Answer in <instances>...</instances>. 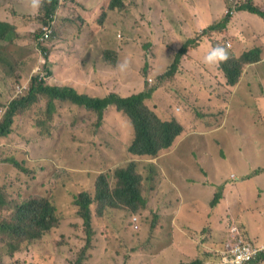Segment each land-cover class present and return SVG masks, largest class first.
<instances>
[{"label":"rangeland","instance_id":"rangeland-1","mask_svg":"<svg viewBox=\"0 0 264 264\" xmlns=\"http://www.w3.org/2000/svg\"><path fill=\"white\" fill-rule=\"evenodd\" d=\"M97 1H78L79 6L86 8L78 11L88 19L87 36L82 42L75 44L73 42L78 34V25L63 19L55 29L58 36L56 35L51 43L50 55L38 49L34 41L28 40L24 47L11 44V41L9 44L0 42L5 47L7 58V61L0 64V120L9 101L15 97H21L16 94L17 86L25 87L23 96L27 94L32 81L30 77L37 75L35 70L38 67L45 75L51 71V67L55 72L58 68V76L55 77L54 72L51 71L48 82L61 86H75L80 94L86 93L92 97H105L109 94L129 97L156 89L155 98L154 96L153 98L164 109L161 112L164 120L170 119L167 118L170 117L169 114L176 115L175 106L176 110L180 109L181 112L189 113L190 121L185 125L186 134L184 135L189 142L184 143L181 148L183 152H190L194 157L186 156L182 159V166H180L182 172L177 173L173 180H158L155 170L154 179L150 183L146 181V178L151 174L149 166L151 164L141 161L140 171L144 176L142 191L148 198V206L137 214L141 224L138 232L132 227L131 217L117 210H107L105 215H101L98 213V204L93 205V225L98 230L96 234L100 235L104 228L109 229L108 233H110V245L105 244L107 251L101 254L99 253L101 247L94 249L91 244L86 246L84 223L77 216L78 208L75 206L73 196L84 190L93 192L98 176L103 173L110 176L111 185L114 186L116 180L113 173L116 168L124 164H110L112 162L108 160L111 158L117 162L111 150H106L98 157L93 156V153L98 152V148L95 147L101 143L90 134L96 131L95 125L98 123L95 113L71 103L59 102L58 112L52 120V125H57L54 136L43 139L37 136L38 134L44 137L40 129L32 128L31 120L35 117L37 109L35 108L27 114L28 117L24 121L14 124V129L17 127V140L8 142L7 139L0 143V220L10 219L14 214L13 207L25 199L50 198L51 196L59 211L71 219L69 222L83 230L79 231L83 234V238L79 237L75 241H70L72 244L70 264L77 263L91 252L95 256L91 262L85 260V264H96L98 258L101 264H177L179 260L189 261L194 257V247L203 248L204 244H208L215 238L219 244L226 240L231 225H237L242 235L248 238L245 225L240 224L237 219L241 215H246V212L238 214L237 217L230 215L227 221L230 226L227 225L221 233H216L215 230L209 231L207 227L203 228L205 224L199 229L191 226L186 231L180 228L177 222L172 223L170 218H172V210L184 200H181L177 190V187H183L186 181L184 173L188 174L189 179L197 175L202 177L208 175L211 179L228 177L227 182L234 183L239 180L233 179V175L241 179L248 172L242 170L245 165L243 157H251L257 151L260 155L254 158L256 161L260 160L259 164L264 167V125H251L254 123L249 119L253 115H260L264 120V107L261 106L258 109L253 101L255 105H250V108L246 110L237 102L242 99L243 94L244 99L251 98L246 90L253 77L258 78L257 88L260 96L264 98V45L260 41V35L264 30V19L245 12L237 14V9L250 1L253 4L258 3L257 7L264 11V0H257V2L224 0V6H221V3H224L223 0H184L183 3L179 0H128L130 5L125 10V15L111 12L104 23L98 20L97 25H93L92 22L100 17L103 10L101 7L95 17L93 16ZM103 1L107 6L109 0ZM73 4L76 6L75 3ZM232 5H236V8L227 28L222 31H208L203 35L205 29L219 23L227 15ZM165 16L163 25L162 19ZM188 25L189 28H187ZM158 29L163 30L162 38L159 37L160 42L157 41L156 36ZM37 30L41 31L40 28ZM253 32L254 35H250ZM228 43L231 44V48L228 47ZM182 45L187 46L188 53L198 49L196 53L193 51V57L200 63L209 49L215 45L228 47L229 56L236 58L242 56L243 50L261 48L260 61L247 65L252 67V71L247 70V67L244 70L242 88L229 90L234 101L232 111L230 109L232 103L228 104L229 109L226 108L224 112L209 110L207 100L195 95V83H198L200 77L207 80L209 75L212 76L214 87L223 90L224 85L216 84L217 66H208V74H203L198 65L194 68H187L186 64L179 65L175 72V79L166 78L160 81L159 78L167 73V65L174 62V57ZM169 50L172 58L168 56ZM126 57L131 61V71L125 74L116 72L114 70L116 63ZM185 59L186 57L182 59V63ZM66 65L68 68L62 73L60 69ZM218 76L226 81L220 70ZM75 79L77 82L74 81ZM176 79L179 80L178 87ZM80 80L91 81L79 83ZM252 86L255 85L252 84ZM147 104L152 109V101L149 100ZM157 114L159 115V111ZM118 115L111 117L115 118ZM117 119L126 120L121 116ZM237 128L244 132L242 136L235 132ZM113 131V129L107 130L109 133ZM73 135L79 136L84 141L83 150L69 145ZM86 140L96 144H88ZM212 141L218 145L221 143L220 147ZM256 142L259 144L257 145ZM242 144L245 150L239 152L238 147ZM221 152L222 155H220ZM244 153L247 154L244 156ZM201 157L202 165H195L194 163L200 161ZM244 184L242 192L236 193L238 200L253 202L256 197H263L264 203V176L260 179L244 181ZM196 194L200 201L199 207H210V203L207 204L208 195L203 192ZM217 199L221 200L220 197ZM164 210L169 214H164ZM179 217L182 218L176 214L174 216L175 220ZM122 220L125 222L123 228L119 226ZM172 225L174 232L171 229ZM128 227H131L130 233H124ZM64 230L69 231L67 224ZM169 231L174 233L172 238ZM97 240L96 237L95 241ZM170 240L175 243L172 247L166 248ZM9 241L6 235L0 237L2 264L33 263V255L23 257L16 255L10 258L7 255ZM68 252L69 250L64 254ZM62 262L67 264L65 260ZM56 264L60 262L56 261Z\"/></svg>","mask_w":264,"mask_h":264},{"label":"trees","instance_id":"trees-1","mask_svg":"<svg viewBox=\"0 0 264 264\" xmlns=\"http://www.w3.org/2000/svg\"><path fill=\"white\" fill-rule=\"evenodd\" d=\"M129 5L128 0H109L108 5L105 6L103 0H98V11L101 7H103V10L99 17L100 19L94 20L92 24L97 25L98 20L100 23H104L111 12L125 15V10ZM59 8V0H51V3H45L40 9L39 14H37V19H34L33 23L25 27L26 29L23 31H21V26L19 25L0 21V42L9 44L11 41V44L24 47L28 40L34 41L38 49L50 55L52 52L51 43L56 38V35L58 36V33L52 32L46 38L44 28L48 26L47 23L51 20V22L54 21L52 27L56 29L62 19L63 21H70L69 23L78 25V34L73 42L74 44L82 42L83 38L87 36L86 26L88 19L78 10L67 9L58 12ZM238 11H249L264 18V12L254 6L252 2L241 5ZM164 20L165 18L162 19L163 25ZM55 22H57V25H55ZM39 28L41 31L37 30ZM162 34V29L156 32L158 40ZM260 51L261 48L250 49L247 52L244 50L241 57L229 56L226 62L219 64V70L226 80H222L221 84L224 87L226 84L227 88L225 92L221 88H217L216 93L210 99L211 103L218 98L221 101L223 112L229 103L234 105L232 96H230L231 91L229 90L240 83L247 65L260 61ZM186 52L187 46L183 47L182 52L174 57V62L171 65H167L168 71L159 78L160 81L166 78L168 80L175 79V72L178 66L182 64L184 54L188 53ZM168 56L172 58L170 52H168ZM5 61H7L5 47L0 44V64H3ZM55 67L57 66L55 65ZM40 69L38 67L35 70L37 73L35 77H30L32 81L27 94L15 97L9 101L8 107L0 120V143L7 139L8 142L17 140V127L14 129V124L18 121L20 123L24 121L28 117L27 114L35 108H37L36 114L31 120L33 123L32 128L40 129V133L44 137H40L35 131L33 133L37 134L38 138L43 139L54 136V129L57 125H52V120L55 113L58 112L57 105L59 102L71 103L97 115L98 123L95 125L96 131L93 133L89 132L101 141L100 144H97L99 146L95 147L98 148L97 155L100 156L106 150H111L117 162L111 158L108 160L112 162L110 164L120 162L124 166L115 169L113 173V177L116 180L114 186L111 185L110 176L103 173L98 176L93 192L84 190L73 196L75 206L78 208L77 216L84 221L86 246L91 244L95 249L97 229L93 225V205L98 204V213L101 215H105L107 210H117L119 213L132 217L144 211L148 206V198L142 191L144 176L140 171L141 161L147 163V159H154L164 151L170 150L177 138L183 133V128L175 120H164V118L162 119L157 114L160 105L154 99L156 89L144 91L129 97H123L118 94H109L105 97H92V95L86 93L80 94L75 86H61L48 82V79L51 77V71L54 72L55 77L58 76V68L55 69V72L51 67V71L44 76L41 75ZM60 70L63 71V68ZM242 85L243 82L240 88H242ZM253 87L249 83L247 90L244 89L251 98L244 99L243 94L241 99L248 106L256 104L253 103V101L256 102ZM244 90L241 91L244 92ZM149 100L153 103L152 109L147 104ZM241 100L237 102L241 104ZM253 113L255 114L254 110ZM112 115L118 116L112 118ZM119 116L126 120L117 119ZM108 117L110 118L108 119ZM111 129L114 130L113 133L107 132V130L111 131ZM25 131L27 132V126ZM19 136L22 137V135ZM87 143L96 144L89 141ZM69 145L75 149L83 150L84 141L79 136L73 135L69 141ZM150 169L151 174L147 177L149 183L154 179L156 168L151 167ZM263 172L264 168H261L255 174L258 175ZM217 197L222 198V194L216 196V200H218ZM215 204L216 201H214L213 206ZM13 209L14 214L10 219L0 220V237L6 235L10 240L7 255L13 258L16 255L23 257L32 253L35 257L32 264H56V261L64 264L62 260L66 261L67 256L64 253L68 250L70 252L72 248L70 241H74L75 228L78 230V227L73 226L69 222L71 219L65 217L59 211L54 199L51 196L50 198L30 197L17 203ZM65 224L69 227V231L67 232L64 230ZM119 226L122 228L125 226L124 220L121 221ZM103 230L106 242H111L109 240V229L104 228ZM130 231L131 227H128L124 233H130ZM11 247H13L12 250H10ZM85 250L87 251L86 247ZM37 256L42 258H36ZM92 257V253L90 255L87 254L84 259L79 260L75 264H85V260ZM208 257L209 255L204 254L191 263L181 264H205ZM2 263L3 260L0 255V264Z\"/></svg>","mask_w":264,"mask_h":264},{"label":"crops","instance_id":"crops-1","mask_svg":"<svg viewBox=\"0 0 264 264\" xmlns=\"http://www.w3.org/2000/svg\"><path fill=\"white\" fill-rule=\"evenodd\" d=\"M79 0L73 1L71 7L66 8L67 9H73V10H79V9H86L85 7H81L78 5ZM13 9V11H12ZM64 11V10H63ZM62 12V11H60ZM98 12V7L96 5V8L94 9L93 16L95 17L96 13ZM30 11L24 6L23 0H0V21H6L11 22L13 24L21 26V31L25 30L28 25L33 23L34 19H37V14L35 16H28ZM78 13V12H77ZM167 16V15H166ZM166 16L164 18H166ZM189 28V25L187 26ZM204 28V27H203ZM161 29H158L156 32L160 31ZM157 41L160 42V40L157 39ZM260 41L264 45V30L262 34L260 35ZM186 64L187 68H194L195 65H200L196 62L195 59H193V52L190 53V57H188L185 60L184 65ZM205 74H208V66L203 65ZM218 67V66H217ZM68 68V66L63 67V72ZM252 67H247V70H251ZM97 74V73H96ZM211 75L208 76L207 80H204L203 77H200L198 80V83H195L194 92L199 95H203V97L207 100V103H209L211 97H213V94L216 93L214 90L213 92V82L211 80ZM219 78L216 77V80ZM76 81V79H75ZM91 80H80V83H88ZM253 85V89H255V95H256V105H260L264 107V99L260 96L259 90L257 88L258 86V78L253 77L252 80L249 82ZM210 87V89H209ZM208 88V90H207ZM227 88V85L225 84V87H223V91L225 92ZM186 92V89H184ZM211 107L222 109L221 107V101L216 98L214 102L211 103ZM233 105L230 106V109L232 111ZM241 107L248 110L250 108L248 104H244L243 100H241ZM229 109V106H227ZM258 111V109H257ZM188 112L184 111L181 113V116L178 118L179 122L183 125H187L190 121V118L188 117ZM254 124L251 125H264L263 116L260 115H253L251 118H249ZM235 132L238 135H243L244 132L241 131L239 128L235 130ZM255 136V134H253ZM213 142V141H212ZM215 143V142H213ZM217 147H220V144ZM258 145L259 143L256 142ZM245 150V146L242 144L238 147L239 152H243ZM166 154L163 156H160L159 158L152 160H147V163L153 164L155 167L158 168L159 177L158 180L167 179L169 181L173 180L175 178V175L177 173H181L180 166H182V157L180 156L179 152L174 153V157H171L172 155ZM220 154V153H219ZM223 153L221 152L220 155ZM247 153H244V156ZM260 152L257 151L253 153L251 157H243V160H245L244 169L248 172L245 176H243L241 179L238 177L237 182L234 183H228L226 178H217V179H211L208 175L207 176H200L197 175L196 177H192L191 179L188 178V174L184 173V176H186V181L183 184V187H177L178 193L181 195V200L183 202L178 206L175 207L172 210V218H170V221L177 222L178 225H180L182 229L189 230L191 226H196L197 229L199 227L203 226L207 227L209 231L215 230L216 233H221L222 230L228 225L227 219L230 218V215H235L237 217L238 214L246 212V215H241L237 219L239 220L240 224L243 226L245 225L248 233L250 234V237L255 239L257 242H260L261 245H264V203L262 201V197H256V199L253 200V202H243L237 199L236 193L242 192L245 184L244 181H252L256 179H260L262 176H264V173L260 175H254L253 174L261 169V165L259 164L260 160L256 161L254 157H259ZM98 157L97 153L95 155ZM120 163V162H119ZM239 184V185H238ZM168 186V185H167ZM184 188V189H183ZM222 191V192H221ZM199 194L201 192L208 195L207 204L210 203V207H199L200 201L198 200V196L196 193ZM260 192V190H259ZM219 194H222L221 200H216V196H219ZM233 194H235V198H233ZM257 195H258V189H257ZM214 201H216V204L213 206ZM242 202V203H241ZM244 204V206H243ZM214 207V208H211ZM174 211V212H173ZM164 214H169L166 210L163 211ZM182 216L175 220L174 216ZM174 219V220H173ZM182 223V225H181ZM242 226V227H243ZM176 227L177 224H176ZM212 227V228H211ZM171 229L174 232V226L172 225ZM196 229V230H197ZM181 231V230H180ZM216 245V243H214ZM171 247V245H169ZM195 256L192 257V259H196L201 257L202 253L205 252L203 248L194 247ZM96 264H101V262L97 261ZM250 264H264V261L258 260L255 262H252Z\"/></svg>","mask_w":264,"mask_h":264},{"label":"clouds","instance_id":"clouds-1","mask_svg":"<svg viewBox=\"0 0 264 264\" xmlns=\"http://www.w3.org/2000/svg\"><path fill=\"white\" fill-rule=\"evenodd\" d=\"M66 1H68L69 3H63V2H66ZM71 1L72 0H59V5H60V8H59V10H58V12H60V11H65L66 10V8H69V7H71L72 5H71ZM189 1V0H188ZM187 1V2H188ZM224 1V0H223ZM222 1V2H223ZM255 2H257V0H254ZM179 2L180 3H183L184 2V0H179ZM250 2H252V1H250ZM250 2H247V3H250ZM45 3H51V0H23V4H24V6L31 12L30 14H28V16H30V15H32V16H35V14H39V11H40V9L45 5ZM253 3V2H252ZM72 4H73V1H72ZM256 4V3H255ZM254 4V6H256L257 7V5H258V3L255 5ZM225 5V1H224V3H221V6H224ZM235 8H236V5H232V7H230V9H228V13H227V15L219 22V23H216V24H214V25H211L209 28H207V29H205V31L203 32V35L205 34V33H207L208 31H211V32H214V31H222V30H224V29H226L227 28V26H228V24L230 23V20H231V16H232V14L234 13V11H235ZM261 11H262V8L260 9ZM243 12H245V13H250V14H253L254 16H259V17H261L260 15H257V14H254V13H251V12H249V11H238V9H237V14L238 13H243ZM264 12V11H263ZM236 14V15H237ZM261 18H263V17H261ZM264 19V18H263ZM237 21V20H236ZM238 22V21H237ZM48 24V26L49 27H51L52 28V30H53V32H55V28L54 27H52V25H54V21L53 22H51V20L49 21V23H47ZM264 24V23H263ZM55 25H57V22H55ZM250 35H254V32L253 33H250ZM200 42V41H199ZM199 42H197V45L199 46L200 44H199ZM178 47H180V45L178 46ZM177 47V48H178ZM183 45H182V47L180 48V50L177 52L178 54L180 53V52H182V49H183ZM200 47V46H199ZM198 47V48H199ZM228 47L229 48H231V44L230 43H228ZM228 47H226V46H222V45H215V46H212L210 49H209V51L205 54V56L203 57V60H202V63H200L199 62V60H197V59H195L196 60V62L197 63H199L200 65H198V66H200V68H199V70L201 71V73H203V74H205V72H204V69H203V65H206V66H218V69H217V72H215V74H216V77H218L219 79L218 80H216V84H221V82H222V79H220V77L218 76V73H219V64H221V63H223V62H226L228 59H229V50H228ZM198 49H195V50H193V51H195V53L196 52H198L197 51ZM192 51V52H193ZM246 52H247V50H245ZM169 52L171 53V51L169 50ZM187 52H188V49H187ZM186 52V53H187ZM242 52H244V50L242 51ZM190 53H191V51L189 52V53H187V54H184L185 56H184V58L186 57V59L188 58V57H190ZM184 58H183V60H184ZM185 59V60H186ZM193 59H194V57H193ZM184 63H185V61L181 64V65H184ZM131 61H130V59L129 58H124L123 60H120V61H118L117 63H116V65H115V71L116 72H119V73H121V74H125V73H127V72H129V71H131ZM41 70V75L42 76H44L45 75V73H43L42 72V69H40ZM62 73H63V71H61ZM75 81V80H74ZM178 79H176V82H177V87H178ZM77 82V81H76ZM79 82V81H78ZM242 82H243V79H241V81H240V83L236 86V87H233V90H237V89H239L240 88V86H241V84H242ZM80 83V82H79ZM20 87H22V86H20ZM17 88H18V86L16 87V94H17V96H22L23 95V93L20 95L19 93H18V90H17ZM216 87H214V85H213V92H212V94L214 93V90L216 91ZM22 90H25V87H22ZM195 95L197 96V97H203V95H199V94H197V92L195 93ZM172 98V97H171ZM263 98V97H262ZM264 99V98H263ZM257 107H258V109L259 108H261V106L260 105H257ZM170 108V107H169ZM168 108V109H169ZM207 108L209 109V110H221L222 112H223V110L222 109H217V108H214V107H211V100L209 101V103H208V106H207ZM165 110H167V109H165ZM171 110H172V108H171ZM170 110V111H171ZM159 116L163 119V117L161 116V112H163L164 111V109H162L161 107L159 108ZM175 111H176V115H179V116H176V115H170L169 114V116L170 117H167V118H170L169 119V121H173V120H175L177 123H179L181 126H182V128H183V133L181 134V136L180 137H178L177 138V140H176V142L174 143V145H173V147L170 149V150H168V151H164L163 153H161L159 156H157V157H155L154 159H156V158H159L160 156H163V155H166V154H169V153H171L170 155H173L174 153H176V152H179V154H180V156L182 157V158H184V157H186V156H190V157H194L190 152H183L182 151V145L184 144V143H188L189 141H187L186 139H185V137H184V135L186 134V129H185V126L183 127V125L179 122V120H178V118L181 116V110L180 109H178V110H176V106H175ZM226 117V116H225ZM226 120H227V118H225ZM165 120H168V119H165ZM226 120H225V122H226ZM224 122V123H225ZM218 131H220V130H218ZM90 154H91V152H90ZM96 155V153L94 154L93 153V156L94 157H96L95 156ZM154 159H147V160H154ZM195 165H197V166H200V165H202V157H201V160L200 161H196L195 163H194ZM150 166V168L151 167H155L153 164H151V165H149ZM156 168V173H157V175H158V177L160 176L159 175V173H158V168L157 167H155ZM261 168H264L263 166H261ZM264 173V172H263ZM155 174V173H154ZM262 174V173H261ZM254 175H256L255 173L253 174V176ZM258 175H260V174H258ZM232 178L233 179H237L238 180V178H236L235 177V175H233L232 176ZM146 181L148 182V180H147V178H146ZM149 183V182H148ZM142 187H143V184H142ZM263 188V187H262ZM263 191V190H262ZM144 194V193H143ZM263 198V197H262ZM211 208H214V207H211ZM142 212V211H141ZM82 220V219H81ZM228 220V219H227ZM83 221V220H82ZM136 221V222H135ZM83 223H84V221H83ZM131 224H132V227H133V229L136 231V232H138L140 229H141V224H140V217L139 216H137V215H133L132 217H131ZM230 223H228V226H230L229 225ZM137 225V226H136ZM232 226H234V227H232ZM234 229H236V230H234ZM79 231H83L81 228H79L78 227V230L75 228V237H74V241H75V239H77V238H79V237H82L83 236V234H80L79 233ZM98 231V230H97ZM103 231L104 230H102V233H100V235H96L95 236V238L97 237V241H95V249H98L99 247H101L100 248V250H99V253H101V254H104V252H106L107 251V249H106V247H105V244H107V245H110V242H106V237H105V235H104V233H103ZM175 231V230H174ZM246 232V235L248 236V238L247 237H245L244 235H242V233H241V231H240V229L237 227V225H231V229H230V231H229V233L227 234L228 235V238L226 239V240H224V241H221V243L219 244L218 242H217V238H215V239H212V240H210L209 242H208V244H204L203 245V249H204V251L205 252H203L202 253V255H204V254H207V255H209V257L206 259V262H205V264H210V263H212V262H217V261H219L220 259H223V257L228 253V251H227V246L228 245H231L232 243H238L239 241H243V242H246V243H249V244H251L252 246H254V247H256V248H258V249H262L259 253H258V255L254 258V259H252L251 261H249V262H247V263H245V264H250V263H252V262H255V261H258V260H262V261H264V258H263V256H264V245H261L260 244V242H257L255 239H253V238H251L250 237V234L248 233V231H245ZM169 234H170V237L172 238L173 237V235H174V233H171L170 231H169ZM83 238V237H82ZM85 239H86V237H85ZM84 239V241H86ZM229 239L231 240V241H229ZM80 241H83V240H81V239H79ZM174 243H175V241L174 242H172L171 240H170V242H169V244L167 245V247L166 248H169V245H171V247L174 245ZM214 243H216V245H214ZM165 248V249H166ZM110 250H111V248H110ZM92 253V255H93V257L92 258H87L86 260L87 261H89V262H91V260L94 258V256H95V254L93 253V252H91ZM91 253H89L88 255H90ZM29 255H33L32 253L31 254H29ZM71 251L67 254V256H66V262H67V264H70L69 263V259H70V257H71ZM201 255V256H202ZM26 256H28V255H26ZM36 258H42V257H40V256H37ZM99 259V261H100V258H98ZM196 259H198V258H196ZM196 259H193V261H195ZM35 260V257L33 256V261ZM193 261H191V262H193ZM190 261H184V260H179L178 261V263L177 264H181V263H191Z\"/></svg>","mask_w":264,"mask_h":264},{"label":"built area","instance_id":"built-area-1","mask_svg":"<svg viewBox=\"0 0 264 264\" xmlns=\"http://www.w3.org/2000/svg\"><path fill=\"white\" fill-rule=\"evenodd\" d=\"M51 30L52 28L49 26L44 28L46 38L51 35ZM17 90L20 95L24 92L20 86H18ZM261 250L262 249H258L249 243L239 241L238 243H232L227 246L228 253L223 257V259L210 264H245L254 259Z\"/></svg>","mask_w":264,"mask_h":264}]
</instances>
